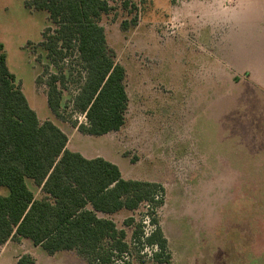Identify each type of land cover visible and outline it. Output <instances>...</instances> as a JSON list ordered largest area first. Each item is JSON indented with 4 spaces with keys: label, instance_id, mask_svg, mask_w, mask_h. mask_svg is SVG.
Masks as SVG:
<instances>
[{
    "label": "rangeland",
    "instance_id": "rangeland-1",
    "mask_svg": "<svg viewBox=\"0 0 264 264\" xmlns=\"http://www.w3.org/2000/svg\"><path fill=\"white\" fill-rule=\"evenodd\" d=\"M27 1L0 0V41L39 119L53 120L69 149L165 188L157 217L170 263L154 260L151 247L134 249L131 263L264 264V0H107L100 24L125 68L129 102L121 129L101 136L73 125L86 121L83 114L68 109L64 120L49 108L46 85L36 81L48 59L35 47L51 21ZM147 211L143 203L99 216L131 242L143 219L151 231ZM25 255L34 264H88L74 250L49 254L26 238L0 246V264Z\"/></svg>",
    "mask_w": 264,
    "mask_h": 264
},
{
    "label": "trees",
    "instance_id": "trees-1",
    "mask_svg": "<svg viewBox=\"0 0 264 264\" xmlns=\"http://www.w3.org/2000/svg\"><path fill=\"white\" fill-rule=\"evenodd\" d=\"M27 6L49 13L51 25L36 45L48 62L36 79L45 83L52 113L83 114L73 121L82 133L101 136L125 124L129 97L126 71L115 60L100 24L107 0H28ZM40 58V57H38ZM44 75L47 76L46 80ZM67 100L64 103V97ZM68 135L51 119L41 121L16 75L7 64L0 41V246L11 239H30L49 254L76 251L88 264H132L134 249L170 263L168 239L157 217L165 202V188L154 181L126 179L119 166L102 157L87 158L70 150ZM41 189L36 197L28 180ZM147 204L150 232L143 219L132 240L114 220L100 217ZM135 219H126L131 225ZM143 263V261L141 262ZM19 264H34L25 255Z\"/></svg>",
    "mask_w": 264,
    "mask_h": 264
},
{
    "label": "crops",
    "instance_id": "crops-1",
    "mask_svg": "<svg viewBox=\"0 0 264 264\" xmlns=\"http://www.w3.org/2000/svg\"><path fill=\"white\" fill-rule=\"evenodd\" d=\"M68 147H69V142H68V145H67ZM71 150V149H70ZM78 152H80L81 154H83L85 157H87V158H93V157H96V156H88V155H85L83 152H82V150H77Z\"/></svg>",
    "mask_w": 264,
    "mask_h": 264
}]
</instances>
